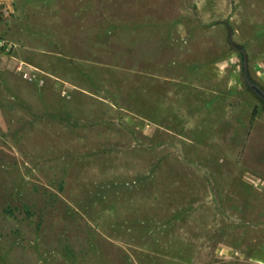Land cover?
<instances>
[{"label":"rangeland","instance_id":"1","mask_svg":"<svg viewBox=\"0 0 264 264\" xmlns=\"http://www.w3.org/2000/svg\"><path fill=\"white\" fill-rule=\"evenodd\" d=\"M1 41L0 264H264V0H0Z\"/></svg>","mask_w":264,"mask_h":264},{"label":"water","instance_id":"2","mask_svg":"<svg viewBox=\"0 0 264 264\" xmlns=\"http://www.w3.org/2000/svg\"><path fill=\"white\" fill-rule=\"evenodd\" d=\"M235 48L239 51L241 57V70L244 78V82L250 90H252L264 103V86H262L257 80L253 79L248 72L247 55L244 46L237 45Z\"/></svg>","mask_w":264,"mask_h":264},{"label":"built area","instance_id":"3","mask_svg":"<svg viewBox=\"0 0 264 264\" xmlns=\"http://www.w3.org/2000/svg\"><path fill=\"white\" fill-rule=\"evenodd\" d=\"M0 43H3V41H1ZM17 71L22 74L24 77H27L29 79L33 78L32 76V71L29 70V68H27L24 64V62H20L17 67H16ZM34 75V74H33ZM63 94H66V91L63 90Z\"/></svg>","mask_w":264,"mask_h":264},{"label":"crops","instance_id":"4","mask_svg":"<svg viewBox=\"0 0 264 264\" xmlns=\"http://www.w3.org/2000/svg\"><path fill=\"white\" fill-rule=\"evenodd\" d=\"M20 62H24V64H25V66L27 67V68H29V70H31L32 72H33V68H34V66L32 67V65H30L29 63H27V62H25V61H20ZM20 62H18V64L20 63ZM17 64V65H18ZM17 67V66H16ZM35 70V69H34ZM18 74L19 75H22V74H20L19 72H18ZM23 77V76H22ZM24 78H26V77H24ZM64 90L66 91V94H64L65 96L67 95L68 97H70V95H71V93H70V90L69 89H67V88H64ZM63 92V91H62Z\"/></svg>","mask_w":264,"mask_h":264}]
</instances>
